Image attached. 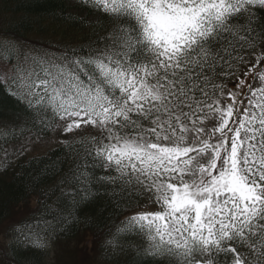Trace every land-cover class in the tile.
<instances>
[{
	"label": "snow or ice",
	"instance_id": "obj_1",
	"mask_svg": "<svg viewBox=\"0 0 264 264\" xmlns=\"http://www.w3.org/2000/svg\"><path fill=\"white\" fill-rule=\"evenodd\" d=\"M82 230L94 264H264V0H0V264Z\"/></svg>",
	"mask_w": 264,
	"mask_h": 264
},
{
	"label": "rangeland",
	"instance_id": "obj_2",
	"mask_svg": "<svg viewBox=\"0 0 264 264\" xmlns=\"http://www.w3.org/2000/svg\"><path fill=\"white\" fill-rule=\"evenodd\" d=\"M62 252L58 255V264H94L96 259L92 251L93 244L89 234H82L62 244Z\"/></svg>",
	"mask_w": 264,
	"mask_h": 264
},
{
	"label": "trees",
	"instance_id": "obj_3",
	"mask_svg": "<svg viewBox=\"0 0 264 264\" xmlns=\"http://www.w3.org/2000/svg\"><path fill=\"white\" fill-rule=\"evenodd\" d=\"M65 4L68 7H71V0H65ZM3 179L6 181V184L4 186V191L7 194L9 200L12 199V191L14 188V181L12 180L11 177V173H9L7 176L3 177ZM15 205H13L14 207ZM82 234H89V236L91 237V239L93 240V231L92 230H82L77 232L73 237H71L69 240H67L66 242H63L62 244H66L68 241L75 239L77 236H80Z\"/></svg>",
	"mask_w": 264,
	"mask_h": 264
}]
</instances>
